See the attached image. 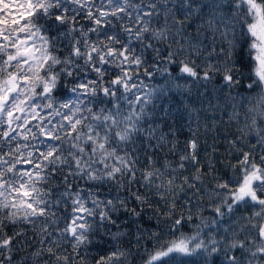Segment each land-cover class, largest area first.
Returning a JSON list of instances; mask_svg holds the SVG:
<instances>
[{
	"label": "snow or ice",
	"instance_id": "obj_1",
	"mask_svg": "<svg viewBox=\"0 0 264 264\" xmlns=\"http://www.w3.org/2000/svg\"><path fill=\"white\" fill-rule=\"evenodd\" d=\"M69 4L76 7L70 9ZM151 7L152 11H145L143 6L133 7L130 0H99L98 4L94 0H0V264H13L17 245L32 244L35 237H39L40 245L32 253L35 264H40L41 260L44 264H76L73 256L60 252L61 238L71 237L73 254L79 255L77 250L90 243L89 233L94 225L89 218L94 217L97 211L101 222L110 223L113 221L109 213L120 208L140 215L135 209H127L124 199L102 201L92 191L82 195L83 189L73 193L69 180L113 182L118 187H124L125 179L129 184L136 181L135 165L138 160L131 152L125 151L120 155L122 149L119 145L126 146L132 141L133 133L138 131L136 122L139 116L130 114L121 117L118 109L108 112L101 110L94 114L91 108L84 105L92 102L98 90L105 97H110L111 103L113 99L119 101L123 98L118 95L120 86L125 93L138 87L131 84L134 74L130 73V69L142 66L145 61L143 51L133 47L131 41L140 42L141 49H146L152 44H144L145 39L157 42L167 39L166 28L153 27L155 6ZM203 7L213 5L205 4ZM234 7L233 20L239 16L241 21L246 22L251 17L254 22L247 24L246 32L242 29L236 35L235 23H226L223 16L217 17L215 12L211 13L213 19L209 23L223 25L225 29L221 35L228 44V60L222 68L209 65L211 71H205L202 78L208 80L211 72H223L225 87L238 85L239 81L234 80L233 74L238 71L237 64L245 63V57L240 53L244 42L250 39L247 56L254 60L255 67L252 83L248 87L264 85V3L235 0ZM245 7L246 15L240 16L241 9ZM188 10L191 11L190 3ZM69 11L78 14L86 12L87 19L94 27L87 31L77 29L76 17L70 19ZM125 16L131 18L137 27L124 25L121 33L102 31L110 27L113 19L124 20ZM53 20L60 26H72L66 33L53 37L47 34V25ZM156 22L159 23L158 20ZM215 30L219 31L218 28ZM77 31L80 38L71 43V51L61 58L56 54L60 37H71ZM89 33H96L97 39L90 40ZM123 33H127V40H121ZM230 35L232 39H228ZM180 55H184L183 46L168 53L167 63H179L181 73L200 79L187 59L176 60ZM78 60L84 61L83 66L77 63ZM109 63L120 70V74L111 81L112 85L117 86L116 89L101 88L97 80L81 82L71 89L76 96L75 101L57 102L54 92L62 76L72 77L83 67L102 77L101 66ZM57 68L60 70L56 71ZM147 74L152 75L151 72ZM81 96L85 99H81ZM135 100L147 102L148 97L138 95ZM261 102L264 104V97ZM85 111L87 117L84 116ZM86 120L93 123H85ZM255 125L256 120L253 119L249 129L258 137L256 144L249 151L236 149L237 163L232 165L233 176L227 182L216 185L215 199H221L224 194L221 203L214 209L217 216L233 213L241 205L259 209L251 216H241L231 225L234 232L230 239L226 238L223 264H264V156H261V164L252 162L256 148L264 151V129ZM241 135H244L243 130ZM21 140L25 143H20ZM239 142V139L235 141ZM174 150L175 146L170 151ZM189 160L197 161V143L194 140L188 141L185 154L180 156L179 167L183 168L184 162ZM18 165L27 167L18 168ZM65 168L68 169L66 173L63 172ZM58 173L63 174V183L67 187L52 199L54 193L46 185ZM141 175L145 181L143 186H154L158 192L171 188L174 183L173 179H165L170 172L161 169L145 170ZM194 179L198 180L199 176ZM157 180L160 182L155 183ZM229 185L236 186L230 188ZM188 187L191 189L195 185ZM180 191L183 192V188ZM134 195L140 203L145 202L141 195ZM69 200L72 219L63 229H58L57 236L56 232L50 230L59 219L52 208ZM89 202L91 208L88 207ZM176 203L174 197L168 216L172 215ZM224 208H227V213L223 211ZM183 219H176L172 227L178 228ZM187 219L191 220L192 217L188 216ZM8 224L31 225L33 236L29 237L23 228L8 235L3 231ZM199 235L197 232L194 236L173 241L166 248L150 254L144 264H165L164 258L171 254L191 255L197 250L208 252L209 246L210 255L218 252L219 241L196 242ZM127 258V252L116 249L107 257H100L95 264H127ZM79 264H83V259Z\"/></svg>",
	"mask_w": 264,
	"mask_h": 264
},
{
	"label": "trees",
	"instance_id": "obj_2",
	"mask_svg": "<svg viewBox=\"0 0 264 264\" xmlns=\"http://www.w3.org/2000/svg\"><path fill=\"white\" fill-rule=\"evenodd\" d=\"M94 2L98 4L99 0ZM257 2L264 3V0ZM130 3L133 7L143 6L145 11H152L151 6L154 5L153 27L166 28L167 39L161 42L145 39L144 44L149 42L152 44V47L146 49H141L140 42L131 41L133 47L143 51L145 61L142 66L130 69V73L134 74L131 84L138 87L125 93L120 86L118 95L123 98L119 101L113 99L111 103H109L111 98L105 97L103 92L98 90L92 102H86L84 107L91 108L94 114L101 110L108 112L118 109L121 117L130 114L139 116L136 122L138 131L133 133L132 141L126 146L119 145L122 149L120 155L125 151L131 152L138 160L135 165L136 181L129 184L125 179L124 187H118L113 182L74 179H70L69 183L73 185L71 189L73 193L83 189L82 195L92 191L102 201L124 199L127 209H135L140 215H133L131 211L120 208L109 213L113 221L110 223L101 222L97 211L94 217L89 218V222L94 225L92 232L89 233L90 243L82 245L77 250L79 255H74L71 237L61 238L60 252L73 256L76 264H79L81 259L83 264H95L100 257H107L116 249H121L128 253L127 264H144L153 252L162 247L166 248L173 241L194 236L199 232V240L196 242L219 241L218 252L210 255L211 246H209L208 252L197 250L191 255L174 253L164 258L165 264H223L226 238L230 239L234 232L231 225L241 216H251L253 212L259 210L241 205L234 209L233 213L224 216H217L214 211L224 195L222 194L221 199H215L216 185L227 182L233 176L232 165L237 163L236 149L249 151L257 142L258 137L255 132L249 129L252 120H256V128L264 129V104L261 102V98L264 97V85L248 87L252 83L255 67L254 60L247 56V47L251 40L244 42L240 53L245 57V63L237 64L238 71L233 74L234 80L239 81L238 85L225 87L222 82L223 72L219 74L211 72L208 80L202 77L205 71H211L209 65L222 68L228 60V44L221 35L225 29L223 25L209 23L213 19L211 13L215 12L217 17L223 16L226 23H235L236 35H239L242 29L244 32L247 31L251 17L246 22L241 21L239 16L233 20L236 11L235 0H187V2L186 0H130ZM189 3L191 11L188 10ZM205 4L213 7L205 8L203 7ZM68 7L74 9L76 6L69 4ZM246 11V7L241 9L240 16L246 15ZM68 16L70 19L76 17L77 29L83 28L87 31L94 27L87 19L86 12L78 14L69 11ZM157 20L159 23L156 22ZM124 25L137 27L131 18L125 16L124 20L113 19L110 27L102 31L107 30L109 34L121 33ZM71 26V24L60 26L53 20L47 25L49 29L47 34L56 37L59 33H66ZM217 28L219 31L215 30ZM89 37L94 41L97 39V34L89 33ZM79 38V31L73 33L71 37H60L56 54L61 58L66 57L71 51V43ZM120 38L122 41L127 40V33L121 34ZM228 39H232V36L230 35ZM181 46L184 48V55L177 56L176 60L187 59L200 79L181 73L179 63H167L168 53L176 51ZM254 55L253 52L252 56ZM77 63L83 66L84 61L78 60ZM101 68L102 77L83 67L72 77L62 76L54 92L57 102H66L69 99L75 101L76 96L71 89L81 82L97 80L101 88L116 89L117 86L112 85L111 81L120 74V70L111 63ZM165 68L168 69L167 72L164 71ZM147 72H151L152 75H148ZM138 95L142 97L147 95L148 101H136L135 97ZM80 98L85 99L82 96ZM130 102H132L131 107ZM84 116H88L87 111L84 112ZM85 123L93 122L86 120ZM82 130L86 131V129ZM241 130L244 132L243 136ZM161 138H163V146H161ZM238 139L240 142L235 143ZM191 140L197 143V161H185L184 167L180 168V156L185 154L188 141ZM19 142L25 143L22 140ZM173 146L175 150L170 151ZM87 147L90 149L91 146ZM261 156H264V151L256 148L252 162L261 164ZM153 168L170 172L165 179L174 180L171 188L158 192L154 186L151 188L143 186L145 181L141 173ZM67 171V168L63 170L64 173ZM196 176H199L198 180L194 179ZM63 179V174L58 173L46 185V188L54 193L52 199L65 191L67 185L63 183ZM185 179L188 181L187 184ZM159 182V180L155 181V183ZM190 184H194L195 187L189 189ZM235 186L229 185L230 188ZM181 188L183 192L180 191ZM134 194L144 197L145 202L137 201ZM174 197L177 203L172 215L168 216ZM88 207H92L91 202L88 203ZM52 211L59 219L50 230L59 236L58 229H63L72 219L71 201L62 202L58 207H53ZM223 211L227 213V208ZM188 216L192 219L188 220ZM181 217L184 218L182 224L178 228H173L174 221ZM21 228L29 237L33 236L31 225L8 224L3 231L12 235ZM38 240L39 237H35L32 244L17 245L18 250L13 253V264H35L32 253L40 247ZM40 264H44L43 260Z\"/></svg>",
	"mask_w": 264,
	"mask_h": 264
},
{
	"label": "rangeland",
	"instance_id": "obj_3",
	"mask_svg": "<svg viewBox=\"0 0 264 264\" xmlns=\"http://www.w3.org/2000/svg\"><path fill=\"white\" fill-rule=\"evenodd\" d=\"M254 21H253V19L251 18L250 20H249V23H253ZM255 54V53H254Z\"/></svg>",
	"mask_w": 264,
	"mask_h": 264
}]
</instances>
